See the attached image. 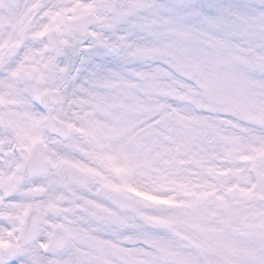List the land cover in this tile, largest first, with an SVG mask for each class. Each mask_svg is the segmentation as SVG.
<instances>
[{
    "label": "snow or ice",
    "instance_id": "snow-or-ice-1",
    "mask_svg": "<svg viewBox=\"0 0 264 264\" xmlns=\"http://www.w3.org/2000/svg\"><path fill=\"white\" fill-rule=\"evenodd\" d=\"M0 264H264V0H0Z\"/></svg>",
    "mask_w": 264,
    "mask_h": 264
}]
</instances>
